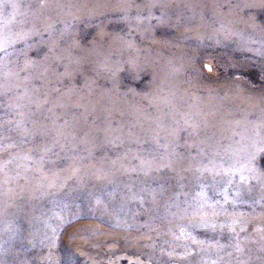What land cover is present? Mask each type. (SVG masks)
<instances>
[{
	"label": "rangeland",
	"instance_id": "obj_1",
	"mask_svg": "<svg viewBox=\"0 0 264 264\" xmlns=\"http://www.w3.org/2000/svg\"><path fill=\"white\" fill-rule=\"evenodd\" d=\"M248 1L0 0V162L10 152L27 149L34 157L31 167L44 160L36 179L53 175L50 162H56L60 172L66 169L69 158L73 159L68 157L72 153L65 154L71 143H57L58 134L51 126L68 129L71 116L76 115L80 125L84 121L99 127L104 115L84 116L89 97L111 96L120 100L118 104H123L126 120L132 124L125 129L126 135L141 140L112 138L103 142L98 135L97 141L85 144V148L80 141L82 133L78 134L80 151L92 150L97 159L128 157L137 152L122 161L132 167L123 179L134 180L131 188L123 191L125 199L120 198L128 200L125 214L114 210L105 223V209L95 212L78 191L71 193L67 187L58 189L57 185L35 211L41 218V214L48 217L53 233L27 234L24 224L12 220L11 225L21 235L12 244L4 237L8 247L6 264H264V147L255 146L251 160L241 157L237 167H232L236 171H231L228 162L232 157L226 151L233 141H240L239 135L227 143L226 137L219 139L216 133H206L205 137L218 143L215 151L201 141L202 135L190 137L198 117L205 113L203 109L183 123L170 120L168 115L174 105L169 99L166 104L163 101L174 93L198 97L227 93L230 98L243 95L253 106L249 111L236 107L237 119L246 117L251 132L253 127L262 126L259 119L264 114V1ZM174 63L180 64L182 71L176 72L179 76L170 75L172 83L161 85L165 79L158 72L164 67L166 72H172ZM8 72L14 73L11 79ZM227 107L234 119V106ZM161 110L165 115L161 121L165 129L162 136L166 141L162 136L150 138L146 131L157 129L160 121L154 115ZM134 112L139 115L138 121ZM108 117L116 129L120 117ZM136 122L140 132L133 126ZM175 139L179 140L178 146L173 143ZM168 141L178 154H186L190 145L188 155L192 161L202 153L203 168L195 166L177 176L165 166L159 173L166 172L172 179L180 180L142 185L138 181L152 175L143 171L141 163L153 161L155 153L157 159L163 157ZM48 143H54L51 151L46 147ZM249 144L246 139L240 141L246 149ZM214 152L216 164H211L209 159ZM213 167L217 169L212 170ZM103 180L97 178L94 186ZM68 181L75 185L77 178L73 176ZM162 185L167 189L152 199L150 193L164 189ZM143 187L146 193L137 190ZM41 193L35 195L36 201ZM202 203L205 213L214 215V226L190 229L177 222L180 216L202 220L192 210ZM126 215L129 219L122 230L114 226L115 220ZM164 220H175L176 227L169 233Z\"/></svg>",
	"mask_w": 264,
	"mask_h": 264
},
{
	"label": "bare ground",
	"instance_id": "obj_2",
	"mask_svg": "<svg viewBox=\"0 0 264 264\" xmlns=\"http://www.w3.org/2000/svg\"><path fill=\"white\" fill-rule=\"evenodd\" d=\"M249 1L254 2V3H257V2L259 3V2H263L264 0H249ZM89 5L90 4H88V6ZM228 17H227V19H228ZM232 18H233V16H232ZM109 50H110V48H109ZM151 60H153V59H151ZM174 64L175 65L172 66L173 67L171 70L172 72H170V71H169V73H168V71L166 72V70H164L166 67H164L160 72H158V73H160L161 78L163 80L165 79L164 82H161V85H164L165 82L169 84L171 82V79H172V77L170 75L175 76V75H178V74H176V72L178 73L179 70L182 71V66L180 64H176V63H174ZM152 68H153V66H152ZM153 71H155V70L153 69ZM13 74L14 73H12V72L6 73V75L9 79H11V76ZM0 76H2V75L0 74ZM161 85L159 87H163ZM220 88H218V89H220ZM227 88H228V86H227ZM154 92L156 93L155 90H154ZM169 93H171V92H169ZM226 94L220 95V94L216 93V95H214V94L208 93L204 97H198V96H189L185 93H182L180 95L174 93V94L169 95L168 97L167 96L164 97L163 101L166 104L168 99H169V102L174 105V109L168 115L170 120H179V121L181 120L183 123H187V122H189L190 119L194 118L195 114L198 112V109H201V110L203 109L202 111L205 113L198 117V119H199L198 122L196 120L197 126L192 130L190 137L194 138L195 134H197L199 136L202 135L201 141L207 143V147L211 145V148H214L215 151L218 147V145H217L218 143L213 142L207 136L205 137L206 133H212V132L216 133L215 135L219 139H222V137H226V139L228 140V141H226L227 143H230L231 140L233 141V139L235 138L236 135H239L240 141L242 139L243 140L246 139L248 141V143H250L249 148L246 149V148L242 147L240 145V141H238V142L233 141V145L231 143L232 147H230L228 150L226 149L227 154L231 155V157H232L231 160L228 162L229 168H232V167L236 168L238 163H239L238 161L241 157L249 158L251 160L252 154H253V148L255 146L258 145L260 147H264V141L261 140L262 137L264 138V114L261 115V117L259 119L261 121L262 126H259V127L256 126V128L253 127L254 130L251 132V128H250V125H249L247 118L243 117V119H241V120L237 119L238 118V116H237L238 111H236L235 108L236 107L237 108L243 107L246 111H249V110H251V107L253 106L252 101L245 98L243 95H238L234 98H230ZM162 95H161V97H162ZM102 98H97V99H90V97L87 98V99H89L88 106L86 105L88 108L85 109L86 111L84 113V116L87 113H93L96 115L101 114L102 116L104 115L103 123L99 127H95L92 124L84 123V121H82V125H80L79 124L80 118H78L76 115L71 116L72 124L68 129H64V128L60 127L59 125L58 126H56V125L51 126V127H53V131H55V134L56 133L58 134V139H57L58 142L57 143L63 144V141H69V143H71L70 150H68L65 154L72 153L71 155H68V157L73 156V159L69 158V162H68L69 164L66 166V169H64L63 171L60 172L58 170L56 162H50L48 166H49V169L52 171L53 175L49 178L48 177L46 178V176H42L39 179H36L35 175L41 174L39 168H43L42 166H44V160L40 159L39 161H36L35 162L36 164L31 167L30 163L34 157L31 155V151L27 150V149L21 150L19 153L10 152L4 158L6 160L0 162V252H1L0 253V264H6L4 262V255L8 251V247H6L4 245V237H6L7 242H9L8 244H12L21 235V231L18 228H15V227H13V225H11L12 220L17 221L21 224H24L26 226V229H24V231L27 234L32 233L34 235H37V233L42 232V236H44V235H50L51 233H53V231H52L53 228L49 224V222L47 221L48 217H46V215L43 216V214H41L43 217V218H41V217L37 216L39 213L36 215L35 211L39 210V208L42 205V203L44 202V199H45L46 195L48 194V192L50 190L54 189L55 187H57V185H59L57 187L58 189L67 187V189H69L71 191V193L78 191V193L83 197L86 204L92 206V208L95 210V212L96 211H102V209H105L106 211H103L104 215L102 217V219H103L102 221L105 223L110 221L107 219H110V217H112L111 216L112 211L115 210V211H118V213L119 212L124 213L125 205L128 202V200L124 201V200H121L120 198L123 195L124 189H127L126 187H130L134 183L133 182L134 180L131 182V181H129V178H127L126 180L123 179V176H125L127 173L130 174L132 167L131 166H129V168L126 167L122 163V161H124L123 159L132 158L133 156H135L137 154V152H131L128 157L118 156L116 159H109L107 157L97 159L96 157H94V153L92 150H87V151H84V153H82L83 151L81 152L80 148L78 146V144H80V143H77L78 141L76 139V137L78 138V134L82 133L80 141L82 142L83 147H85V144L88 146V145L93 144L95 141H97L96 138L98 135L102 137L103 142L111 140L112 138L113 139L114 138L115 139H122V140L127 141V142L141 141L139 138L137 140L133 139L130 136L131 134L126 135L127 133L125 132V129H129L132 126V124H130L131 121L126 120V113L127 112H126V110H123L121 108V106L123 104L121 106H119L118 101H120V100L116 101L111 96L110 97L106 96L105 99H102ZM24 99L27 100V102H28V99H26L25 97H24ZM60 101H62V99L57 100V102H59V103H60ZM259 102L261 103L262 101H259ZM154 104H157V103H155V101H154ZM227 105H231L232 107L234 106V109H233V110H235L234 119H231V116L229 115V113L231 112L230 111L231 109H229L230 107L228 108ZM105 107H107V108H105ZM161 107H163V106L161 105ZM255 107H256V105H255ZM110 114L116 115L117 118L120 117V119L117 121V128L116 129H113V127H112V120L109 119V117H108ZM135 115L137 116L136 120L138 121V119H139L138 113L136 112ZM154 116H155V120H158L160 122H158L156 130H146V131H148L147 135H150V138L151 137L160 138L162 136V134H164V130H165V129L163 130L164 125L162 126V124H164V123L161 122L162 120L165 119L164 118L165 117L164 111L161 110L158 114H156ZM116 117H115V119H116ZM151 122H153V121H151ZM132 123H134V121ZM136 123L137 124H134L133 126L137 131L140 132V127L138 125V122H136ZM169 126H170V124H169ZM198 127L201 128V130H202L201 133L198 132ZM53 131H50V132H53ZM170 131H172V130H170ZM144 134H145V132H144ZM180 134H181V131H180ZM41 136H42V134H41ZM166 140L167 139L164 138V141H166ZM173 143L178 146L179 140L175 139V140H173ZM171 144L172 143H170V141H168V144H166L164 146V148H163L164 149V156L163 157L157 159V157H156L157 155L155 153V155L153 154V156L155 157V158L153 157L154 158L153 161L151 160V162L141 163L140 167L143 169V171L145 170L146 172H150V174L152 176L149 175L150 177H142L138 181L139 183H141L142 185L147 183V182L167 184L170 182L175 183V182L179 181L180 179L179 180L178 179L177 180L172 179L170 176L171 174L168 175V173L163 172V170H162L163 173H159L160 170L162 168H164L165 166H168L171 171H173L177 174V176H180L184 170L192 169L195 166H198L199 168L200 167L203 168L204 162H202L203 160L201 158V156H202L201 152H200L201 155L195 161H192L188 155L191 152V148L189 147L190 145L187 146V148H186L187 150L184 152L186 154H178L175 152V148H171ZM53 145H54V143H48V146H46V147L49 151H51L53 149ZM249 145H247V146H249ZM203 149H205V148H203ZM25 150H27V151H25ZM211 154H212V157L210 156L209 162L211 164H216V154H215V152L211 153ZM74 158H77V159H74ZM217 167H219V166H217ZM235 168H232L231 171H234ZM215 169H217V168L216 167L212 168V170H215ZM213 173H215V172H213ZM145 175H146V173H145ZM73 176H75L77 178V182L75 185L70 184V182H69L70 180L68 181V179H70ZM128 176H130V175H128ZM99 177L104 178V180H103L104 183H102L98 186L96 184V186H94L93 183H95L96 179L97 178L99 179ZM124 178H126V177H124ZM173 186H174V184H173ZM110 187L112 189H111L110 193H107L108 189ZM162 187H164V186L162 185ZM165 187H164V189L160 188L158 191H155L154 193H150V196H152V199L155 198L156 194L159 195L160 193H164L165 189H167ZM137 190L146 193V188H144V187L139 188ZM167 191H169V190H167ZM38 192H42V193H41V197L39 195L40 199L36 201L35 195ZM132 196H133V194H132ZM201 196H203V195H201ZM129 197L131 198V196H129ZM181 197H182V195H181ZM130 198H128V199H130ZM72 199L74 200V195H73ZM123 199H125V198H123ZM163 200H164V198H163ZM203 204L204 203H202L201 206L196 205L192 209L197 214H200L202 216V220L201 219L200 220H193V219L187 220V219H185L184 216H180L179 217L180 219L177 220V222L184 224L185 226H188L190 229L199 227L201 225L214 226L216 223L215 222L216 220H211V218L214 215L211 217L210 215L206 214L204 211L205 206ZM163 212L167 213L168 211H162V213ZM99 214L100 213H98V214L95 213V216H97ZM126 216H123V217L120 216L121 218L115 220L114 226H116L117 228H120L122 230L123 224L128 222L127 220L129 219L128 218L129 216L128 215H126ZM148 221H150V220H148ZM164 221H166V220H164ZM166 222L168 223V225H166L167 226L166 231L169 233L176 227L175 220H170V221L167 220Z\"/></svg>",
	"mask_w": 264,
	"mask_h": 264
}]
</instances>
